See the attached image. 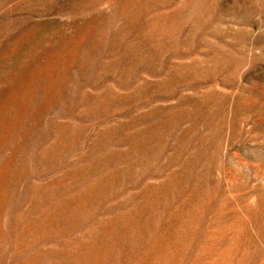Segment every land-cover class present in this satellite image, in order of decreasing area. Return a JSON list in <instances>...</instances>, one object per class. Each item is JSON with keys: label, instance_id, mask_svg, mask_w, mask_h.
<instances>
[{"label": "rangeland", "instance_id": "obj_1", "mask_svg": "<svg viewBox=\"0 0 264 264\" xmlns=\"http://www.w3.org/2000/svg\"><path fill=\"white\" fill-rule=\"evenodd\" d=\"M0 264H264V0H0Z\"/></svg>", "mask_w": 264, "mask_h": 264}]
</instances>
